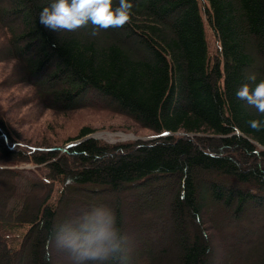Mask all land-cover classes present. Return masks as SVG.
I'll list each match as a JSON object with an SVG mask.
<instances>
[{
	"label": "trees",
	"instance_id": "1",
	"mask_svg": "<svg viewBox=\"0 0 264 264\" xmlns=\"http://www.w3.org/2000/svg\"><path fill=\"white\" fill-rule=\"evenodd\" d=\"M130 2L131 23L93 36L91 25L72 32L42 25L40 14L54 0H0V62L14 60L19 80L46 107L74 111L102 101L154 133L108 143L84 126L64 147L35 152L0 111V264H60L52 255L67 240L78 244L99 232L87 226L94 216L66 217L88 205L69 206L70 190L92 202L112 194L121 237L127 221L154 224L143 215L156 206L165 217L161 241L174 230L177 258L168 249L155 256V241L138 240L142 248L129 263L125 250L85 264H141L150 253L154 264H213L206 215L239 224L264 212V128L249 126L264 115L236 97L248 75L264 81V0ZM206 27L219 45L215 54ZM23 164L35 167L30 181L22 182ZM33 195L45 197H33V207ZM256 240L248 264H264ZM222 250L224 264H247L242 252Z\"/></svg>",
	"mask_w": 264,
	"mask_h": 264
},
{
	"label": "rangeland",
	"instance_id": "2",
	"mask_svg": "<svg viewBox=\"0 0 264 264\" xmlns=\"http://www.w3.org/2000/svg\"><path fill=\"white\" fill-rule=\"evenodd\" d=\"M206 33L210 53L215 54L219 47L218 42L208 27H206ZM17 67L18 65L14 60L0 62V111L9 119L12 128L20 134L21 142L25 145L27 150L37 152L39 150L64 147L68 144L69 140L76 138L79 130L84 126L93 129L96 138L108 143L125 142L136 139L144 140L154 136L153 132L141 127L128 112L109 109L102 101L74 111L62 110L56 112L46 107L35 97L33 87L19 80ZM59 104L60 102L57 103V105ZM20 168L23 169L22 182L30 181L36 176V171H34L35 167L33 165L23 164ZM40 171L41 169H39V172ZM2 187L3 184L0 188ZM66 193L71 200L68 203L69 206L78 205L76 201L78 203L85 202L88 204L87 206H79L78 208L80 211L78 212H65L67 214L66 217H70V221L76 223L77 220L84 221L87 217L94 216V220H88L89 222L87 223V226L91 228L97 226L102 227L108 211L112 210L116 204L115 197L112 194H103L104 201L92 202V200L88 199V195L85 192L77 193L75 190H70ZM140 196L141 195L135 194V200ZM33 197H37V199L40 200L45 196H31L29 204L35 207L36 203H34L35 200ZM141 202L149 205L148 197L142 196ZM138 205L139 203L136 201L134 207L131 208L132 212L137 210L139 207ZM75 209H77V207ZM161 213L162 211L159 206L155 208L150 207L149 210L144 213L143 219L151 218L157 220L156 222H152L154 224H151V222L145 224L126 222L124 236L128 238L126 245V251L129 254L128 263L130 259L133 258L134 253L135 255L139 254L141 249L138 248H142L138 245V240L144 241L148 245L155 241L157 247L154 248L152 253L155 256H158L163 250L168 249L169 256L171 258H177V246L174 242L175 235L172 233L174 230H170L168 235L161 241L160 237L164 228L165 218ZM216 213L214 217L206 215V223L203 225L207 230L205 234L211 239L213 247L212 256L214 259L213 264H219V261H221L220 264H224L222 248H224V251L228 248L234 249L237 254L242 252V255H244L246 259L250 257L249 255L254 250L251 247L253 244L251 243L252 240L258 238L255 241V248L261 243L264 244V212L261 213V211H258L252 213L251 211L250 213H252L254 219H246L239 224L232 222L230 218L224 217L223 215L221 216L222 222H218L220 217H217ZM84 215L86 216L84 217ZM97 217L100 222H96ZM100 217H102L104 221H102ZM69 230L73 236L74 231L71 229ZM87 241L88 238L84 240L81 239L78 244H84ZM68 242L71 243V245L74 243V241L67 240L66 243L64 242L65 245H68ZM71 245L67 247L63 246L61 255L58 256V254H54L52 256H57L55 258H57L60 264H75L72 258L73 250ZM145 246L146 245L143 247ZM248 260L249 258H247V264ZM141 264H154L151 253L146 258L142 257ZM161 264L167 263L163 262Z\"/></svg>",
	"mask_w": 264,
	"mask_h": 264
},
{
	"label": "clouds",
	"instance_id": "3",
	"mask_svg": "<svg viewBox=\"0 0 264 264\" xmlns=\"http://www.w3.org/2000/svg\"><path fill=\"white\" fill-rule=\"evenodd\" d=\"M133 4L130 0H119L118 6L114 0H54L40 14V23L53 31H78L92 26L91 35L114 27H123L131 23ZM250 83H244L236 91V97L246 101L258 113L264 115V81L256 83V74L246 78ZM254 85V87H253ZM249 126L257 131L264 128V121L254 119ZM116 215L109 210L99 232L84 244L73 243V260L75 264H85L88 260H107L110 257L119 258L126 250L128 238L120 236V229L115 227Z\"/></svg>",
	"mask_w": 264,
	"mask_h": 264
},
{
	"label": "water",
	"instance_id": "4",
	"mask_svg": "<svg viewBox=\"0 0 264 264\" xmlns=\"http://www.w3.org/2000/svg\"><path fill=\"white\" fill-rule=\"evenodd\" d=\"M92 137H93V138H96L94 135H92ZM149 138H150V137H149ZM149 138H147V139H149ZM150 139H151V138H150Z\"/></svg>",
	"mask_w": 264,
	"mask_h": 264
},
{
	"label": "bare ground",
	"instance_id": "5",
	"mask_svg": "<svg viewBox=\"0 0 264 264\" xmlns=\"http://www.w3.org/2000/svg\"><path fill=\"white\" fill-rule=\"evenodd\" d=\"M113 136V135H112ZM129 136V135H128Z\"/></svg>",
	"mask_w": 264,
	"mask_h": 264
}]
</instances>
